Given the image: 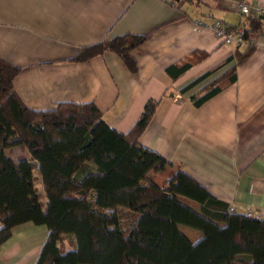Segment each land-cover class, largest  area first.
<instances>
[{"label":"crops","instance_id":"obj_1","mask_svg":"<svg viewBox=\"0 0 264 264\" xmlns=\"http://www.w3.org/2000/svg\"><path fill=\"white\" fill-rule=\"evenodd\" d=\"M257 7L264 9V0H0V57L20 67L13 87L33 110L93 102L105 122L127 132L147 100H158L138 138L168 162L149 172L154 181L164 187L185 172L228 207L264 219V31L250 34L253 49L234 82L198 106L191 96L226 66L181 91L235 51L213 23L241 26ZM122 34L144 37L130 51L135 71L111 51L73 59L83 46ZM185 60L192 63L183 72L167 70ZM8 153L29 156L19 146ZM36 186L46 200L40 181ZM180 197L199 210L197 201ZM180 229L193 242L202 235ZM47 235L44 224L16 225L0 245V264H35Z\"/></svg>","mask_w":264,"mask_h":264},{"label":"trees","instance_id":"obj_2","mask_svg":"<svg viewBox=\"0 0 264 264\" xmlns=\"http://www.w3.org/2000/svg\"><path fill=\"white\" fill-rule=\"evenodd\" d=\"M240 27L248 39L264 31V19L248 16ZM143 38L114 36L83 46L73 59L111 51L135 71L130 51ZM252 49L250 42L236 45L231 56L181 91L226 66L202 86L200 96H191L200 105L236 80L238 65ZM189 60L167 70L181 73ZM19 71L0 57V245L13 227L31 221L48 228L35 264H264V219L229 210L185 172L174 173L164 187L149 175L168 163L138 141L158 100H147L131 128L121 132L93 102L27 107L13 87ZM16 146L29 156L12 157L8 150ZM180 196L197 201L199 210ZM180 226L202 235L193 242Z\"/></svg>","mask_w":264,"mask_h":264},{"label":"built area","instance_id":"obj_3","mask_svg":"<svg viewBox=\"0 0 264 264\" xmlns=\"http://www.w3.org/2000/svg\"><path fill=\"white\" fill-rule=\"evenodd\" d=\"M239 9L243 13L249 12V7L246 3H239ZM254 13L255 16L264 15V9L257 7ZM212 27L215 30L216 35L222 40V42L226 44L240 45L246 42L253 43L251 35H248V39H245L242 27L240 26L230 28L229 26L225 25L221 20H216L213 23ZM229 210H235V207L230 206ZM244 212L248 216H253L252 212L250 211L246 210Z\"/></svg>","mask_w":264,"mask_h":264}]
</instances>
